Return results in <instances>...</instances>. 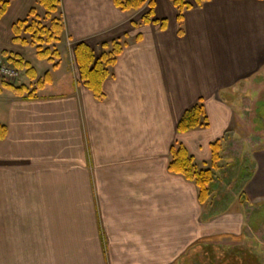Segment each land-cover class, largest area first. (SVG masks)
Listing matches in <instances>:
<instances>
[{"label":"crops","instance_id":"0c3cea01","mask_svg":"<svg viewBox=\"0 0 264 264\" xmlns=\"http://www.w3.org/2000/svg\"><path fill=\"white\" fill-rule=\"evenodd\" d=\"M1 2L8 6L0 55L32 70L19 68L14 86L32 95L0 82V264H183L187 254L194 264L219 238L225 248H248L249 204H264V151L230 181L245 147L236 156L225 142L210 208L168 164L171 147L181 144L207 168L210 145L232 132L229 93L264 71V0H209L185 11L182 35L169 0H154L157 23L138 28L131 22L147 7L123 13L112 0H61L53 62L13 41V25L32 8L44 18L37 0ZM62 42L70 55L58 51ZM112 42L122 49L99 101L82 84L73 50L83 43L100 55ZM199 99L208 128L178 134V121Z\"/></svg>","mask_w":264,"mask_h":264},{"label":"trees","instance_id":"16d2710c","mask_svg":"<svg viewBox=\"0 0 264 264\" xmlns=\"http://www.w3.org/2000/svg\"><path fill=\"white\" fill-rule=\"evenodd\" d=\"M176 10V20L178 25V35L183 34V15L185 11L193 7L200 8L209 0H193L192 5L187 0H169ZM61 0H37V4L44 11V18L36 16V10L32 8L28 17L24 21H19L13 25L15 34L14 42L21 45L31 44L36 47L37 56L53 62V57L58 56L56 51H52L53 45L58 43L63 31L62 22L59 16ZM115 8L123 13H135L148 8V12L136 21H132L133 27L138 28L143 25L157 23L154 18V0H112ZM8 2L2 3L0 0V18L5 13ZM160 28H165V21H161ZM21 33L29 36V41L20 37ZM139 37H137V40ZM51 46V48H49ZM122 45L119 42L103 44L101 53L97 57L95 53L85 44L80 43L74 47V57L79 71L82 84L92 93L96 100H103V82L110 76V68L115 64L117 56L120 54ZM16 68H26V73L32 76V70L27 65L7 59ZM33 78V77H32ZM45 80L41 84L49 81L48 74L44 75ZM5 86L11 88L17 95L27 93L31 97L32 92H27L24 86L14 87L9 84ZM209 123L205 113L203 101L199 99L197 103L186 110L177 124V133L184 134L197 129L208 128ZM6 127L0 125V141L5 138ZM224 139L217 140L210 145L211 159L207 168H199L194 159L189 155L185 147L175 144L170 150V160L168 164L169 172L183 176L187 181L194 183L197 189V199L205 208H210L213 204V196L210 190L212 183L217 179V172L224 167L222 153L225 149ZM243 197V195H241ZM260 257L256 255L251 247L235 249L231 252H223L220 257L212 253L211 247L203 248L200 259L196 258L194 264H260Z\"/></svg>","mask_w":264,"mask_h":264},{"label":"rangeland","instance_id":"374dc122","mask_svg":"<svg viewBox=\"0 0 264 264\" xmlns=\"http://www.w3.org/2000/svg\"><path fill=\"white\" fill-rule=\"evenodd\" d=\"M49 48H51V46H49ZM70 48L71 46L67 45L66 42H62L57 46L58 51L61 53L66 51L67 56L71 53ZM51 49L52 51L54 50V48ZM96 56H99L98 53ZM57 57L58 56H54L53 58L56 59ZM70 62L73 63L72 59H70ZM258 73H260V75L253 76L246 84H239L229 93L231 95V100L235 105V111L237 114L235 122H233V130L229 133L225 142H231L229 146L232 147L234 151L233 153L236 154V156L240 155L238 153L241 152L243 149L242 145H244L245 154L243 153V155H246V158L242 155V157L238 156L233 159L235 170L233 176L229 179L230 181H237L236 178H238L239 175H236V169L239 167L243 168L240 169L242 176L246 175L247 171L251 170V168L246 169L247 166L245 163L247 159L250 156L253 157L254 154L262 153V151H264V71L261 70ZM17 83H19V81L12 86H15ZM233 133H236V137ZM230 187H233L232 184L229 186V189L231 190ZM230 196L232 195H229L228 198H226L230 199ZM238 200L243 201L241 195ZM216 203V199L213 198L212 205H215ZM249 206L250 233L248 237L251 240L250 243L247 242L245 244H247L248 247H251L256 255L260 257V264H264V204L256 209L253 208V206H256L253 202H251ZM222 239L223 238H219V240H221V242H219L220 247L214 246V248H212V253L215 254L216 257H220L226 250H228V252H231L232 250L229 247H224L225 240L222 241ZM202 254L203 250L201 256ZM192 257V255L187 254L183 264H190Z\"/></svg>","mask_w":264,"mask_h":264},{"label":"built area","instance_id":"2783aa9c","mask_svg":"<svg viewBox=\"0 0 264 264\" xmlns=\"http://www.w3.org/2000/svg\"><path fill=\"white\" fill-rule=\"evenodd\" d=\"M22 76L21 70L10 64L0 55V81L5 84L14 85Z\"/></svg>","mask_w":264,"mask_h":264}]
</instances>
